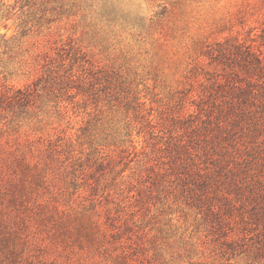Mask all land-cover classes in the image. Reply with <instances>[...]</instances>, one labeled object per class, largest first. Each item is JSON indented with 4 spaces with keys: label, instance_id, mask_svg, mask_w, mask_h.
Segmentation results:
<instances>
[{
    "label": "rangeland",
    "instance_id": "374dc122",
    "mask_svg": "<svg viewBox=\"0 0 264 264\" xmlns=\"http://www.w3.org/2000/svg\"><path fill=\"white\" fill-rule=\"evenodd\" d=\"M236 40L264 55V0H0V91L29 87L36 101L26 118L0 122V146L35 154L40 137L62 136L64 153L96 185L90 196H112L120 236H130L141 259L264 264L239 246L222 251L196 210L144 172L145 153L194 107L193 68H213L204 51ZM53 163L63 173L47 172L53 187L36 186L31 199L40 205L27 197L19 211L9 207L0 227L13 252L0 253V264H117L115 251L76 240L91 205L68 203L67 192L53 197L72 175ZM4 175L0 182L20 173ZM99 225L109 236L103 215Z\"/></svg>",
    "mask_w": 264,
    "mask_h": 264
},
{
    "label": "trees",
    "instance_id": "16d2710c",
    "mask_svg": "<svg viewBox=\"0 0 264 264\" xmlns=\"http://www.w3.org/2000/svg\"><path fill=\"white\" fill-rule=\"evenodd\" d=\"M203 54L213 68H193L191 87L196 89L189 105L194 107L186 118L176 117L178 126L161 133L151 156L145 153L144 172L151 175L152 186H167L196 210L222 251L239 246L264 261V55L258 46L237 40L232 48L210 45ZM35 102V90L29 87L0 91V122L9 120L8 116L12 122L26 118ZM63 142L62 136L56 140L40 137L41 147L35 145V154L30 147L28 151L18 147L14 153L0 146V180L9 169L21 175L0 182V226L7 223L9 207L20 208L22 201L34 196L36 186H55L47 172L54 178L61 175L53 163L59 161L72 175L63 189L52 192L53 197L67 192L68 203L91 205L85 235L76 240L98 250H110L112 255L115 251L117 264H155L139 257L128 241L130 236L123 240V228L116 221L118 213L109 207L112 196H90H94L96 185L86 183V169L64 153ZM6 193L9 198L4 200ZM31 201L40 205L36 198ZM102 215L111 229L106 237L100 232ZM2 232L0 227V253L12 254L1 238ZM113 242L118 245L113 246Z\"/></svg>",
    "mask_w": 264,
    "mask_h": 264
}]
</instances>
